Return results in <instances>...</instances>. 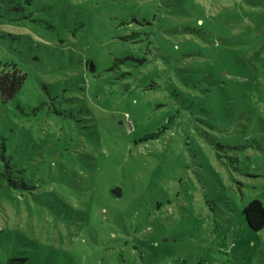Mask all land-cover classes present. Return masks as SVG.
Segmentation results:
<instances>
[{
	"label": "rangeland",
	"instance_id": "1",
	"mask_svg": "<svg viewBox=\"0 0 264 264\" xmlns=\"http://www.w3.org/2000/svg\"><path fill=\"white\" fill-rule=\"evenodd\" d=\"M11 67L0 170L29 189L0 182V264H264V8L0 0Z\"/></svg>",
	"mask_w": 264,
	"mask_h": 264
},
{
	"label": "trees",
	"instance_id": "2",
	"mask_svg": "<svg viewBox=\"0 0 264 264\" xmlns=\"http://www.w3.org/2000/svg\"><path fill=\"white\" fill-rule=\"evenodd\" d=\"M249 5H252L253 7L259 6L264 8V0H245ZM228 8H226L227 10ZM201 21V20H198ZM203 22L201 23V25ZM225 25V24H224ZM232 27V26H230ZM230 27H227L225 25L222 27L219 32L217 33L220 35V39L223 43H227L225 40L230 39L231 37V30ZM248 31L249 36H253L254 30L250 31L247 27L245 28ZM254 37V36H253ZM254 39V38H253ZM253 39H250V41ZM244 40H238L237 44H241L242 46L239 49H232V51L235 54H238L239 56L242 55L246 51V45L248 44V40L246 42H243ZM221 52L223 50H229L226 47L222 46ZM223 55V54H222ZM222 55L220 57H222ZM88 63H86V69L88 68ZM7 69V68H6ZM0 71V101L2 103H6L9 100L15 98L16 94L20 91L24 81H25V74H23L20 70L17 69V67H11L8 70ZM219 77L221 78V72L222 67L216 68ZM228 71L226 70V74ZM1 159L4 161V166L0 170V182H3L4 184L11 186L13 188H25L29 189V185L26 184L22 180H18L15 177H12L11 173V166L9 162L5 159L4 156L1 157ZM90 167L94 168V165H91ZM242 215L244 222L247 226V228L250 231L258 232L264 228V205L263 203L257 199L253 198L250 200L242 209ZM21 261H24V258H20Z\"/></svg>",
	"mask_w": 264,
	"mask_h": 264
},
{
	"label": "water",
	"instance_id": "3",
	"mask_svg": "<svg viewBox=\"0 0 264 264\" xmlns=\"http://www.w3.org/2000/svg\"><path fill=\"white\" fill-rule=\"evenodd\" d=\"M112 194L115 196H119L120 195V189H118V188L113 189Z\"/></svg>",
	"mask_w": 264,
	"mask_h": 264
}]
</instances>
